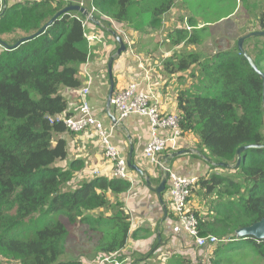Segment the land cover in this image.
<instances>
[{
	"label": "trees",
	"instance_id": "16d2710c",
	"mask_svg": "<svg viewBox=\"0 0 264 264\" xmlns=\"http://www.w3.org/2000/svg\"><path fill=\"white\" fill-rule=\"evenodd\" d=\"M80 1L6 3V10L3 7L0 12V40L14 46L39 32L69 6L90 12L94 7L98 13L93 16L99 25L89 24L114 40L103 16L129 31L144 33L147 28L160 27L163 17L175 9L179 0ZM254 7L258 5L254 3ZM235 15L232 12L225 18ZM186 18H190L192 30L173 31L172 48L202 44V34L211 33L209 22L200 27L196 19ZM84 19L76 11L65 13L44 33L19 47L0 48V260L4 264L100 261L124 252L128 241L138 240L144 231L131 233V215L120 198L131 189L130 181L98 176L72 188L75 174L85 164L74 159L63 165L68 158V143L58 136L69 132L63 124L52 120L58 115H71L65 93L83 87L80 68L90 58L85 37L90 31L83 28ZM256 22L259 30L264 31V12ZM255 31L236 33L234 44L225 48L221 37L214 38L216 50L208 59L182 51L164 64L168 73H172V68L187 71L194 66L203 84L198 93L181 94L178 98L182 137L191 135L198 140L192 148L199 155L194 157L204 156L214 163L235 166L240 148L263 147L245 150L238 168L210 166V172L199 178L198 187L192 191L190 201L194 196L201 201L198 208L202 210L190 205L199 220L200 234L223 241L213 246L209 259L208 247L201 252L200 258L206 264H264V241L236 237L239 229L264 219L263 80L238 49V40ZM18 32L24 36L14 38ZM244 47L264 73V37L251 38ZM168 204L167 217L174 219ZM54 215L58 218L50 220ZM78 226L88 229L84 243H95L93 251L86 253L88 257L68 252L72 229ZM164 242L157 240L149 253L132 262L193 264L189 257L178 253L166 260L146 261L153 259L155 252L166 245ZM227 243L235 246L222 256V246ZM63 254L66 259L61 261ZM115 259L123 262L125 258L120 254Z\"/></svg>",
	"mask_w": 264,
	"mask_h": 264
},
{
	"label": "crops",
	"instance_id": "0c3cea01",
	"mask_svg": "<svg viewBox=\"0 0 264 264\" xmlns=\"http://www.w3.org/2000/svg\"><path fill=\"white\" fill-rule=\"evenodd\" d=\"M81 1L82 3H87V0ZM87 29L90 31L91 37L95 39L91 41L88 62L80 68V77L83 81V87L81 89L90 87L89 101L95 115L106 126H110L113 123L107 113V99L110 92L108 63L110 58L116 55L119 46L114 37L115 41L112 38L101 36L102 33L91 25ZM129 34L133 39L135 48L133 46V51H126L121 56H117L114 61L113 77L115 92L124 90L130 84L136 83L138 84L139 91L152 94L156 98L162 112L178 113L179 96L181 94L189 95L198 93L201 88L199 74L196 72L197 68L193 66L187 71H178L177 68H172V73H168L164 70V64L170 61L173 55L179 53L178 50L181 46L171 48V50L168 49L160 60L159 57H152L151 55L154 48L150 46L152 41L148 37V34L133 30H130ZM81 89L79 91H68L65 93L70 102L71 113L77 107V99ZM110 113L115 115V109L112 105ZM149 132L150 124L148 119L138 115H132L120 122L113 137L115 145L120 148L126 157H128L130 152L128 137L132 139L134 144V161L139 167L144 169H147L144 160V149L149 141ZM60 138L65 139L68 143V158L63 165H68L74 159L82 160L85 164L84 168L75 174L72 188H76L83 182L90 181L98 176L113 178L112 165L104 158L100 148L99 138H97L94 132L72 135L66 132L59 135L58 139ZM195 141L198 140L191 135L183 137L181 150H195L192 148ZM173 153L175 152L167 151L163 154L162 158L164 159ZM195 155L198 154L195 153L173 159L171 162V170L185 177H205L210 172V166L212 165L203 159L204 156L194 157ZM212 162L214 163V161ZM147 170L151 172L150 174L153 177L154 185H158L160 175H155L150 168ZM131 176L133 178L131 189L120 198H122L127 211L131 215V233L139 229L144 231L141 232L138 240L131 238L128 241L123 253L131 257L134 252L136 257L145 256L157 240L160 243L163 239L166 245L159 248L157 254H160L165 248L167 249L173 246L180 250L178 254L182 256L189 255L188 257H191L190 259L192 261L197 258V254L200 257V250L194 247L191 237L183 231L181 224L175 218L167 217L166 206L169 203L168 194L165 193L163 195L165 205L163 206L156 193L147 187L139 175L131 172ZM200 204L199 197L194 196L191 205L197 207V210H202V208H198ZM130 244L133 245V251H127ZM191 248H194L195 252ZM209 249H207L208 259L213 247ZM159 258L161 259L162 257L159 256ZM168 258H162V260ZM126 261H124V264ZM85 262L89 263L90 260L86 259Z\"/></svg>",
	"mask_w": 264,
	"mask_h": 264
},
{
	"label": "built area",
	"instance_id": "2783aa9c",
	"mask_svg": "<svg viewBox=\"0 0 264 264\" xmlns=\"http://www.w3.org/2000/svg\"><path fill=\"white\" fill-rule=\"evenodd\" d=\"M95 13L98 12L92 7L90 14L93 16ZM103 18L108 22L113 32L123 39L127 51H133L134 42L129 34V29L119 25L111 18L106 16H103ZM89 23V18L85 17L83 28H88L90 26ZM85 37L88 40L89 49H91V41L95 38L87 35ZM0 48L4 47L0 45ZM89 95L90 87L81 89L75 111L71 113L69 108L70 116L66 114L58 115L54 117L52 122L63 124L67 131L73 134L94 132L99 138L104 158L112 165L113 178L128 180L132 183V171L128 167L127 157L113 141L114 132L118 126L116 124L106 126L104 122L97 118L90 104ZM111 105L115 109L118 124L132 115L148 119L150 132L148 144L144 149L145 165L155 175H160V169L164 168L163 154L167 151L176 152L182 148L181 141L183 137L179 114L162 112L156 98L152 94L139 91L136 83L130 84L124 90L114 92ZM198 182V177H185L170 170L167 193L171 212L181 224L183 231L191 237L194 247L202 252L207 247L212 248L223 241L213 235L202 236L200 234L199 220L190 207V197L194 188L198 187ZM120 254L121 256L122 254L125 255V253L121 252L110 258L98 260L97 264H124V261L127 260L126 258L123 262L114 261L116 260L115 256Z\"/></svg>",
	"mask_w": 264,
	"mask_h": 264
},
{
	"label": "rangeland",
	"instance_id": "374dc122",
	"mask_svg": "<svg viewBox=\"0 0 264 264\" xmlns=\"http://www.w3.org/2000/svg\"><path fill=\"white\" fill-rule=\"evenodd\" d=\"M24 1L28 0H6V3L14 4L16 2ZM254 3L258 5V8L254 7ZM175 6V9L170 14L163 17V23L160 25V27H154L152 29L147 28V31L144 32L148 34V37L152 41V44H150L151 48H154L153 53L151 54L152 57H159L160 60L162 59L161 57L165 54V52L168 49L171 50V48L173 47L172 37L170 36L173 31L183 28H187L190 31L192 30V28H190V25L188 24L190 18L186 17L191 16L192 18L196 19L201 24L200 27L204 26V22H209V24L212 26L209 27L211 33L205 32L202 34L204 40L202 44H183L181 45V48L178 50V52L183 51L185 52V54H197L201 56L202 60H205L212 56V54L216 50V45L213 42L214 38L221 37L224 40L223 48L227 47L229 44H234V42L236 41V36L238 34L244 33L248 30H259V26L256 25L257 17H259L264 12V0H179L176 2ZM3 7L4 0H0V12ZM232 12L236 13L234 17H232L231 19L225 18ZM22 36H24V34L18 32L14 38ZM87 36L91 37L90 34H87ZM101 36L111 38L103 33L101 34ZM7 40L11 42L9 38H7ZM202 87L203 84L201 85V89ZM56 218H58V216L54 215L50 220ZM85 230L87 231L88 229L86 227L81 228L79 226L72 229L68 249L69 253L73 251L80 252V254H83V257H88L89 254L86 253H89V251H93L95 243H84V240L86 242L87 239V237L85 236ZM233 246L235 245H228V243L224 244L222 246L221 255L225 256L226 250L229 247L231 248ZM132 247L133 245L130 244L129 248H127V251H133ZM191 250L195 252L194 248H191ZM178 251L180 252L179 249L171 246L167 249L165 248L160 254H154L153 259L147 261L158 262L162 260V258H168L173 253H178ZM95 253H97V250L95 251ZM199 253H201V251H199ZM122 256L127 259L125 264H134L132 260L134 261L136 258H138L135 256V252L133 253L132 257L126 254H122ZM159 256L162 258L160 259ZM196 257L197 258L193 261L194 264L207 263V261H203V259H201L198 254L196 255ZM65 259V254H63L60 260L62 261ZM97 261L98 260L89 263L85 262V264H97ZM246 262L249 261L247 260ZM0 264L4 263H2L0 260Z\"/></svg>",
	"mask_w": 264,
	"mask_h": 264
},
{
	"label": "water",
	"instance_id": "95a60500",
	"mask_svg": "<svg viewBox=\"0 0 264 264\" xmlns=\"http://www.w3.org/2000/svg\"><path fill=\"white\" fill-rule=\"evenodd\" d=\"M7 6H6V0H4V11L6 10ZM72 11H76L79 12L81 14H83L84 17L89 18L90 22H92L95 25H99V22L94 18V16H92L90 14V12L85 9L82 8L80 6H69L67 8H65L63 11L59 12L52 20H50L39 32H37L36 34L32 35V36H28L26 38L21 39L18 43H16L14 46H10L8 44H6L4 41L0 40V45L6 49H14L19 47L21 44H23L24 42L37 37L39 35H41L42 33L45 32V30L54 23V21L59 18L61 15L65 14V13H69ZM111 34L113 35V37L115 38L116 42L118 43V50L116 55L112 56L109 60L108 63V72H109V80H110V92L108 95V99H107V113L110 116V119L112 121L113 124H116L117 126H119L120 124H118V120L116 118L115 115H112L110 113L111 110V101H112V97L113 94L115 92V83H114V77H113V64L114 61L116 59L117 56H121L122 54L126 53L127 48L126 45L123 41V39L118 36L116 33H114L113 31H111ZM254 37H264V31L261 30H257L255 32L249 33L247 35H244L243 37H241L238 40V49L240 54L247 60V62L249 63V65L251 66V68L262 78L263 80V105H264V73H262L257 66L255 65L254 61L252 60V58L249 56V54L247 53L244 44L247 40L254 38ZM128 140L130 142V152L129 155L127 157V163H128V167L129 169L136 173L137 175H139L145 182L147 187L154 193H156L157 197L159 198L160 203L164 205V201H163V195L166 192V188H167V184H168V179H169V172L171 170V162L173 159H176L178 157L181 156H185V155H193V154H198L199 153L195 150H179L175 153H173L172 155H169L167 157H165L163 159L164 162V168L160 169V182L158 185H154L153 183V177L150 174L151 172H149L147 169L144 170V168L139 167L135 161H134V144L132 142V139L130 137H128ZM263 147H259V146H244L242 148H240L237 151L238 154V161L236 163L235 166H231L228 164H224V163H213L211 160L206 159V157H203V159L205 161H207L209 164H211L212 166L216 167V168H225V169H229V168H238L240 166L241 163V154L247 150V149H261ZM172 171V170H171ZM166 213V211H165ZM236 237L238 239H242V238H249L252 237L257 241H264V219H262L261 221L248 226V227H244L239 229L236 232Z\"/></svg>",
	"mask_w": 264,
	"mask_h": 264
},
{
	"label": "clouds",
	"instance_id": "9594fccd",
	"mask_svg": "<svg viewBox=\"0 0 264 264\" xmlns=\"http://www.w3.org/2000/svg\"><path fill=\"white\" fill-rule=\"evenodd\" d=\"M148 169V168H147Z\"/></svg>",
	"mask_w": 264,
	"mask_h": 264
}]
</instances>
